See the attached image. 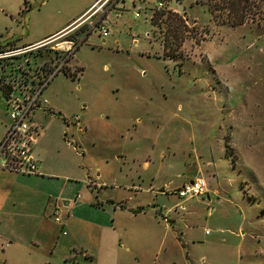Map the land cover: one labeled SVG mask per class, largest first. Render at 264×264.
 I'll return each instance as SVG.
<instances>
[{"label": "rangeland", "instance_id": "374dc122", "mask_svg": "<svg viewBox=\"0 0 264 264\" xmlns=\"http://www.w3.org/2000/svg\"><path fill=\"white\" fill-rule=\"evenodd\" d=\"M124 1L103 20L105 42L99 12L85 41L68 31L0 62L5 82L61 67L32 123L41 140L32 154L62 190L66 221L48 218L45 264H264V0L242 4L236 27L232 0H164L161 14L157 0L150 12L136 0L139 18L135 0ZM86 3L0 0V49L38 40ZM65 42H81L67 62ZM196 173L208 194L179 199Z\"/></svg>", "mask_w": 264, "mask_h": 264}, {"label": "crops", "instance_id": "0c3cea01", "mask_svg": "<svg viewBox=\"0 0 264 264\" xmlns=\"http://www.w3.org/2000/svg\"><path fill=\"white\" fill-rule=\"evenodd\" d=\"M98 1L100 0H88V3H86L87 5H85L81 10H77L76 12L72 13L70 17L61 21L58 26L45 33L38 40L25 43L19 47H26L41 43L49 38L65 34L68 31L77 32L83 25L90 22V20L92 19V13L89 11ZM139 1L143 3L145 5V8L150 12V10L147 8V2L149 0ZM135 2L136 0L133 1L134 7H136ZM124 4V0H113L111 5H109L104 13L100 16V19L101 17H104V19L108 20L109 13L112 10L118 11L119 9H121L120 6H123ZM138 10H140V8L136 7V11ZM89 13L91 14L89 15ZM104 19H102L101 21L102 24L107 26L111 30V23L109 25L108 23L103 22ZM105 41L106 39L103 40V42ZM11 44L16 45L14 42H11ZM134 44L136 45L135 39ZM0 92L1 97H3L4 99L7 112L4 114L0 112V118H2L3 124V133L0 136L1 142L6 134V131L10 124V120L7 111V100L4 97L1 89ZM40 137L41 139L43 138L42 136ZM40 142V138L39 140L37 139L34 146L40 144ZM37 162L38 174L36 175H22L6 170H0V248L2 250V261L4 264H32L36 262L42 264L46 263V249H44V247H41L40 245L44 242V238L46 235L50 237L52 234V230H47L46 224L48 218L52 217L51 213L55 205H57L58 203L57 197H61L62 190L59 192V194L54 193V188L56 187V181H54L55 179L52 176L45 174L47 173V169L44 164H40L39 161ZM197 178L198 174L196 173L191 181L183 180L179 185V188L186 183L193 182ZM64 192L67 193L66 190ZM161 192L164 191L161 190ZM206 194H208V185ZM75 202L78 205L79 201ZM63 203L66 208H70V201H63ZM95 204L98 207L103 206L102 202L101 205L99 204V202ZM85 205V203H81L78 205V207L75 208V210L77 209L78 211ZM70 217V214L67 213V218ZM73 218L75 220L84 219L85 221H82L90 225L95 224L96 227H103V224L99 222H93L91 219H88L86 217H77L74 215ZM56 224H58V226L63 229L66 226V221L63 220L62 224ZM81 255L85 258H94V256L91 255V251L86 250L85 248H81Z\"/></svg>", "mask_w": 264, "mask_h": 264}, {"label": "built area", "instance_id": "2783aa9c", "mask_svg": "<svg viewBox=\"0 0 264 264\" xmlns=\"http://www.w3.org/2000/svg\"><path fill=\"white\" fill-rule=\"evenodd\" d=\"M108 1H98L89 12H92V16L99 12L103 14V8ZM164 9L165 1L158 0L154 14L161 13ZM140 15V10L134 14L135 18H139ZM99 20L95 24V27L99 35L107 39L111 35V30ZM42 46H44L43 42L12 50L0 49V62L16 59L20 55L32 52ZM76 46L73 42L64 43V47L62 48L65 49L64 52L67 54V58L72 56ZM59 71H61V67L56 72L47 73L44 78L38 79L37 82L34 79L29 82V79L23 77V73H20V77H15L13 81L9 82H5L2 74L0 75V85H10L12 89L9 97L6 98L10 124L4 138L0 142V170L22 175L38 174V162L32 154L33 146L37 140L38 127H33L32 123L37 111L47 106V101L42 99V93L51 78ZM16 93L20 94L19 97H15ZM206 193L207 184L204 178H197L193 182L182 185L177 190L178 198L183 201L202 197ZM61 215L59 207L55 205L51 213L53 220L56 223H61Z\"/></svg>", "mask_w": 264, "mask_h": 264}, {"label": "trees", "instance_id": "16d2710c", "mask_svg": "<svg viewBox=\"0 0 264 264\" xmlns=\"http://www.w3.org/2000/svg\"><path fill=\"white\" fill-rule=\"evenodd\" d=\"M229 2L231 1V0H228ZM248 2V0H232V4H231V6H233L232 8H231V10L233 9L234 11H236V9H237V7L240 9V11L239 10H237L236 12H235V17L233 18V19H231V21H230V24H231V26L232 27H236V26H241V25H243L245 22H246V16H247V14L245 15V13H244V7H241V5L242 4H246ZM236 6V7H235ZM245 6V5H244ZM163 12V11H162ZM161 12V13H162ZM161 13H157V14H161ZM102 19H104V17H101V19L99 20L100 22L102 21ZM99 22V23H100ZM79 33H84L85 34V38L83 39V41H85L86 39H87V37L92 33L91 32V30L89 29V28H87L86 27V29H85V26L83 25L79 30ZM78 33V34H79ZM80 41V40H79ZM83 41H81V42H83ZM81 42H78L76 45V49H78V47H79V45H80V43ZM166 42V41H165ZM166 48V47H165ZM75 49V50H76ZM67 56V54H64V58ZM70 58H71V56L70 57H68L67 59H66V61L65 62H67V61H69L70 60ZM66 74H69V75H71V72H70V70L69 69H66L65 71H64ZM47 73H50V72H48L47 71ZM46 73V74H47ZM0 89L2 90V92H3V95H4V97L5 98H8L9 97V95H10V93L12 92V89H11V86L10 85H8V86H1L0 85Z\"/></svg>", "mask_w": 264, "mask_h": 264}]
</instances>
